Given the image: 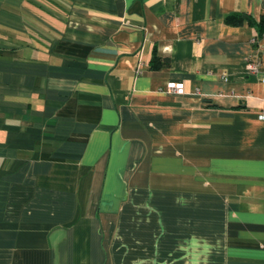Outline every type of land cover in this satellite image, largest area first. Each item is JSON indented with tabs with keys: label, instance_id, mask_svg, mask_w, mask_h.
<instances>
[{
	"label": "crops",
	"instance_id": "0c3cea01",
	"mask_svg": "<svg viewBox=\"0 0 264 264\" xmlns=\"http://www.w3.org/2000/svg\"><path fill=\"white\" fill-rule=\"evenodd\" d=\"M238 13L264 0H0V264H264V25Z\"/></svg>",
	"mask_w": 264,
	"mask_h": 264
},
{
	"label": "trees",
	"instance_id": "16d2710c",
	"mask_svg": "<svg viewBox=\"0 0 264 264\" xmlns=\"http://www.w3.org/2000/svg\"><path fill=\"white\" fill-rule=\"evenodd\" d=\"M226 22L230 25L234 26H241L244 25L246 22H248L250 25H254L260 33L263 32V25L264 23L258 25L255 23V21L248 15L245 14H232L227 16ZM170 66V60L169 59H161L155 52L154 57L151 61V68L160 70L163 68H167Z\"/></svg>",
	"mask_w": 264,
	"mask_h": 264
},
{
	"label": "built area",
	"instance_id": "2783aa9c",
	"mask_svg": "<svg viewBox=\"0 0 264 264\" xmlns=\"http://www.w3.org/2000/svg\"><path fill=\"white\" fill-rule=\"evenodd\" d=\"M259 66L260 63L257 60H250L247 63V70L252 73H258L259 72ZM168 89L172 92L176 93H182L183 92V85L182 84H170ZM261 119H264V110L261 112L260 116Z\"/></svg>",
	"mask_w": 264,
	"mask_h": 264
},
{
	"label": "rangeland",
	"instance_id": "374dc122",
	"mask_svg": "<svg viewBox=\"0 0 264 264\" xmlns=\"http://www.w3.org/2000/svg\"><path fill=\"white\" fill-rule=\"evenodd\" d=\"M169 90V89H168Z\"/></svg>",
	"mask_w": 264,
	"mask_h": 264
}]
</instances>
